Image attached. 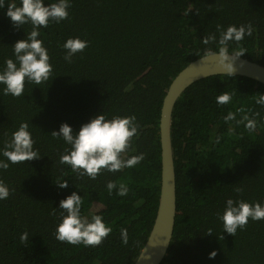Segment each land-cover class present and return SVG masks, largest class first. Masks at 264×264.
<instances>
[{
    "label": "trees",
    "instance_id": "obj_1",
    "mask_svg": "<svg viewBox=\"0 0 264 264\" xmlns=\"http://www.w3.org/2000/svg\"><path fill=\"white\" fill-rule=\"evenodd\" d=\"M8 2L0 8V70L6 59L15 60L12 44L32 30L30 22L13 25L5 15ZM68 12L39 29L52 65L49 80H26L18 97L5 95L0 85V150L23 122L39 156L0 168V182L9 188L0 200V264H133L157 215L159 124L170 83L188 62L219 51L220 35L230 25L250 27L251 34L228 41L227 52L243 50L241 56L264 65V0H71ZM209 35L216 39L202 43ZM69 37L88 41L71 62L62 47ZM222 93L231 96L227 104L216 102ZM261 93L259 81L217 74L197 80L178 98L171 127L177 215L161 264H264V219L249 218L234 236L218 219L228 198L264 203V105L256 103ZM100 112L108 119L135 116L138 131L121 156L144 158L91 179L60 162L70 145L51 132L65 122L78 131ZM230 112L235 118L225 120ZM244 117L255 121L253 129ZM65 180L68 187L57 185ZM109 181L117 185L111 193ZM121 183L128 187L124 196L117 194ZM72 191L81 195L83 216L100 215L112 229L97 246L55 237L62 213L55 207ZM25 232L28 239L21 241Z\"/></svg>",
    "mask_w": 264,
    "mask_h": 264
},
{
    "label": "clouds",
    "instance_id": "obj_2",
    "mask_svg": "<svg viewBox=\"0 0 264 264\" xmlns=\"http://www.w3.org/2000/svg\"><path fill=\"white\" fill-rule=\"evenodd\" d=\"M5 0H0V8H3ZM71 7V0H55L46 3L45 0H9L5 15L10 18L14 26H22L31 23L32 30L24 38L12 44L15 60L9 58L4 61V67L0 70V85H3V93L12 96H21L24 92L25 81L36 85L48 81L52 72V65L47 48L43 45L39 36V29L47 27L50 21L59 23L68 18V9ZM251 29L245 26L230 25L223 31L219 38L222 46L218 52V63L223 65L225 61H234L244 51L240 50L229 55L226 44L230 40L240 41L245 35H250ZM216 37L209 35L202 38V43L208 44ZM88 41L79 37H69L62 47L66 50L64 59L71 62V58L77 52H83ZM231 58V59H230ZM231 74V73H230ZM231 100L228 93H222L216 97L218 104H227ZM256 103L264 105V93H261ZM233 113H228L225 120L234 119ZM247 120L246 127L253 129L255 121L244 117ZM138 125L135 116H114L106 118L100 112L83 123L78 131H74L68 123H62L59 130L51 133L55 137H62L67 145H70L66 154L60 157L61 163L70 165L74 172L79 175H87L95 179L101 170L118 172L123 168H131L143 160V153L132 155L127 159L121 156L130 145L131 138L137 133ZM35 141L32 139L27 123H21L12 133L11 139L6 141L0 155L6 160H0V168L6 169L10 163H19L39 157L34 150ZM61 188L68 187L67 180L57 184ZM107 190L111 193L117 185L109 181L106 184ZM237 192L242 189H236ZM128 193V187L121 183L117 194L124 196ZM9 188L0 182V200L7 199ZM82 199L77 191L61 199L59 208L62 210L61 219L56 226L55 237L58 241L69 244H84L85 246H97L112 231L100 215L90 217L81 214ZM249 218L252 220L264 219V203H249L245 200L228 198L225 201L224 210L218 213V219L222 221L223 231L235 235L237 229H243ZM207 233L211 234L209 230ZM123 242H127L126 230H121ZM21 241L28 239V233H22ZM209 258H214L216 251L209 252Z\"/></svg>",
    "mask_w": 264,
    "mask_h": 264
},
{
    "label": "water",
    "instance_id": "obj_3",
    "mask_svg": "<svg viewBox=\"0 0 264 264\" xmlns=\"http://www.w3.org/2000/svg\"><path fill=\"white\" fill-rule=\"evenodd\" d=\"M218 52L207 53L188 62L172 80L164 96L159 124L161 141L159 205L150 234L133 264H161L173 239L177 215V182L171 127L173 110L178 98L197 80L217 74L247 76L264 84L263 64L240 56L221 65L218 63Z\"/></svg>",
    "mask_w": 264,
    "mask_h": 264
}]
</instances>
